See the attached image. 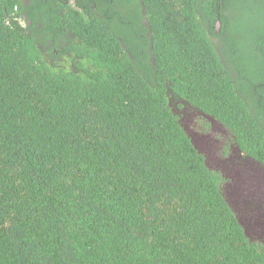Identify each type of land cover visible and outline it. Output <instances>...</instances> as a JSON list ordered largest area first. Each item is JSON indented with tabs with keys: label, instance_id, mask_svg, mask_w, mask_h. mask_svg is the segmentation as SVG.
I'll return each instance as SVG.
<instances>
[{
	"label": "trees",
	"instance_id": "16d2710c",
	"mask_svg": "<svg viewBox=\"0 0 264 264\" xmlns=\"http://www.w3.org/2000/svg\"><path fill=\"white\" fill-rule=\"evenodd\" d=\"M183 102L264 162V0H0V264H264Z\"/></svg>",
	"mask_w": 264,
	"mask_h": 264
},
{
	"label": "flooded vegetation",
	"instance_id": "af4514ba",
	"mask_svg": "<svg viewBox=\"0 0 264 264\" xmlns=\"http://www.w3.org/2000/svg\"><path fill=\"white\" fill-rule=\"evenodd\" d=\"M183 103L185 131L205 156L206 165L226 179L223 195L232 203L247 237L252 243L264 245V162L243 151L227 125L196 111L191 113Z\"/></svg>",
	"mask_w": 264,
	"mask_h": 264
},
{
	"label": "water",
	"instance_id": "95a60500",
	"mask_svg": "<svg viewBox=\"0 0 264 264\" xmlns=\"http://www.w3.org/2000/svg\"><path fill=\"white\" fill-rule=\"evenodd\" d=\"M219 27L220 26H218V30H219ZM202 114H204V113H202ZM193 142H194V139H193ZM195 147L197 148V145H195ZM198 149V148H197ZM199 150V149H198ZM200 151V150H199ZM230 204H232V203H230Z\"/></svg>",
	"mask_w": 264,
	"mask_h": 264
}]
</instances>
